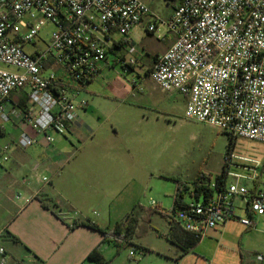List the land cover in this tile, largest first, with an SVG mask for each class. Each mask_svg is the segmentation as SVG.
I'll return each instance as SVG.
<instances>
[{
	"label": "built area",
	"instance_id": "1",
	"mask_svg": "<svg viewBox=\"0 0 264 264\" xmlns=\"http://www.w3.org/2000/svg\"><path fill=\"white\" fill-rule=\"evenodd\" d=\"M146 19L147 30L156 32L159 18L144 0H0V118L25 123L18 146L38 144L39 135L52 143V132L67 135L87 106L77 99L83 87L111 59L120 61L125 71L136 63L134 58L120 59L117 45L132 47L130 33ZM47 23L54 25L48 48L27 51L25 44H35ZM163 23L174 41L149 69L157 86L185 97L187 118L234 139L264 144V0H179ZM20 89L27 104L7 110L11 92ZM232 157L229 153L227 160ZM239 158L255 164H237L252 169V175L228 170L233 181L207 200L192 198L184 208L172 210L171 220L201 240L235 216L237 198L245 200L252 214L264 215V162ZM8 159L0 153V163ZM210 186L215 188V182ZM239 221L247 227L256 224L251 218ZM0 253V264H5L3 247ZM256 259L264 264V251Z\"/></svg>",
	"mask_w": 264,
	"mask_h": 264
},
{
	"label": "rangeland",
	"instance_id": "2",
	"mask_svg": "<svg viewBox=\"0 0 264 264\" xmlns=\"http://www.w3.org/2000/svg\"><path fill=\"white\" fill-rule=\"evenodd\" d=\"M144 1L151 6L159 21L154 34L137 35L133 48L128 46L125 50L126 58L137 59L138 63L125 71L120 61L114 63L111 59L99 76L86 84L77 96L78 100L87 101L85 110L78 112L87 125L85 135L69 134L61 141L60 135L52 132L55 138L53 145L62 152L44 156V163L36 156L32 170H38L40 175L45 174L55 181L59 179L57 173L63 179L68 178L73 168L82 162H108L116 155L124 158L121 173L127 179L131 177V181H127L130 183L125 186L126 195L130 189H135L139 192V205L144 211L157 212L143 215L133 244L118 252L114 246L108 245L113 251L110 262L112 258L127 257L130 250L135 249L136 254L131 261L138 264L144 257L139 244L151 246L166 241V237L158 233L169 231L168 220L178 188H182L184 200H192L193 181L197 176H205L208 182H215L224 169L250 176L252 169H244L237 164H255L239 157L264 162L263 143L246 138L232 139L225 131L187 118L185 97L180 93L163 91L148 75L155 52L161 51L165 44L159 35L173 36L163 21L170 18L179 0ZM53 29L54 25L47 23L40 29L35 44L27 43L25 49L48 48ZM56 70L62 72L58 65ZM0 123L7 129L6 134L0 133V153L9 157L0 163V176L5 179L8 171H12L19 179L24 173L22 167L15 164L17 156L23 151H37L40 156L41 148L36 144L27 148L18 146V127L13 121L3 122L0 119ZM5 146L8 148L4 149ZM229 153L233 154L231 160H227ZM102 155L108 160L104 161L100 157ZM48 163L57 167V171L49 168ZM22 179L28 181L29 177L23 175ZM250 182L246 180V184ZM235 203V216L238 218L230 221L222 235L210 229L194 249V253L207 259L208 263L214 260L212 264H255L258 263L257 254L264 251V215L251 217L243 198H237ZM88 206L86 214L101 223L104 211L95 203ZM239 218H251L256 224L247 227ZM119 219L113 217L111 224ZM142 264L150 263L143 261Z\"/></svg>",
	"mask_w": 264,
	"mask_h": 264
},
{
	"label": "crops",
	"instance_id": "3",
	"mask_svg": "<svg viewBox=\"0 0 264 264\" xmlns=\"http://www.w3.org/2000/svg\"><path fill=\"white\" fill-rule=\"evenodd\" d=\"M176 6L177 4L174 9ZM147 23L146 19L131 31L130 37L133 45L137 35L143 37L146 33L154 34L147 30ZM167 36V34H163L161 39L165 41V44L161 51L155 52L153 61L174 41V36L171 38H167ZM128 46L123 43L117 45V54L120 59L129 60L124 55ZM135 60L136 63L131 68H134L138 63V60ZM5 103L7 110H12L16 106H24L15 102L11 96ZM12 121L18 127L19 135L27 128L25 123L19 119L13 118ZM86 129V123L82 116H79L78 122L71 127L69 133L65 136L60 135V140L68 138L69 134L79 137L85 135ZM6 132L7 129L5 126L1 127L0 123V133L4 135ZM38 139L39 143L36 145L41 148L40 156L37 151H23L17 156L15 164L20 165L24 173L19 179L12 171H8V177L5 179L0 176V247L5 250L4 256L7 259L5 264H98L88 258L89 253L97 247L106 259H111L113 251L109 249L108 245H114L103 241L104 236L101 232L84 225L77 227L70 225L76 218L92 220L86 214L89 209L88 204L92 203L104 211L101 223L93 221L105 228L112 227L128 213L139 209V192L130 189L126 195L125 186L130 183L127 181L131 177L127 179L121 173L122 166L125 165L124 158L116 155L108 162H82L73 168L68 178L63 179L60 173H57L58 180L54 181L48 178L47 181H41L33 176L36 173L41 174L38 170L32 171L35 167L34 162L37 161L36 156L44 163V156L48 157L51 153L62 151L55 148L54 141L46 143L41 135L38 136ZM86 153L93 154L91 151ZM97 153L101 154L102 152ZM89 154L86 155L89 156ZM100 157L104 161L108 160L104 155ZM47 165L57 171V167H53L51 163ZM23 175L29 177L28 181L22 179ZM43 175L47 177V175ZM246 180L248 179H243L242 182L248 187H252L253 182L246 184ZM231 181L233 178L227 175L226 183ZM19 193L21 194L20 198L17 197ZM184 201L189 202L190 200ZM44 204L49 206L45 207ZM144 214L145 211H143ZM249 214L254 217L250 210ZM113 217L120 219L111 224L114 221ZM233 218L238 217L234 216ZM232 219L214 230L222 235ZM168 222L169 231L166 234L158 233L159 236L166 237L164 243L151 246L139 244L138 247L141 248L144 257L138 264H142L143 261H148L150 264H212L214 262V260H210L208 263L207 259L194 253V249L200 245L199 242L203 238L196 243L197 237L194 233L185 230L171 218ZM12 235L17 236L19 241H15ZM1 256L0 253V258ZM133 257L129 252L127 257L112 258L110 264H137L131 261ZM255 264L258 263L255 262Z\"/></svg>",
	"mask_w": 264,
	"mask_h": 264
},
{
	"label": "trees",
	"instance_id": "4",
	"mask_svg": "<svg viewBox=\"0 0 264 264\" xmlns=\"http://www.w3.org/2000/svg\"><path fill=\"white\" fill-rule=\"evenodd\" d=\"M50 60L47 61L46 65H50ZM130 68L132 65H129ZM149 72V69L147 73ZM16 92V93H15ZM10 96L15 100V102L19 104L26 105L27 104V97L22 89L20 90H13L10 94ZM232 139H234L232 137ZM233 144V142H231ZM227 180V174L226 170L224 169L221 174H219L215 179V188H212L210 186L211 182H208L205 176H197L193 181V189L191 192V197L194 199H200L201 197L204 200H207L210 196L214 194L216 190L222 189L226 185ZM185 188H188L187 186ZM186 202L184 201V192L182 188H178L175 198H174V204H173V210L181 209L186 206ZM45 207H48V204H44ZM140 209H135L128 213L123 219L116 222L112 227H102L97 222L91 220L90 218H76L72 223L71 227H77L80 225H84L87 227H90L92 229H95L103 234V241L112 243L116 249L117 252L126 246H129L133 244V238L136 233L137 227L140 223V220L143 218V211L144 208L138 205ZM154 211H147L145 210V214L149 215ZM13 239L15 241H19V238L15 235H12ZM200 241L199 238H196V243ZM195 243V244H196ZM88 258L96 261L98 264H110V259H106L100 249L97 247L93 249L89 255Z\"/></svg>",
	"mask_w": 264,
	"mask_h": 264
}]
</instances>
